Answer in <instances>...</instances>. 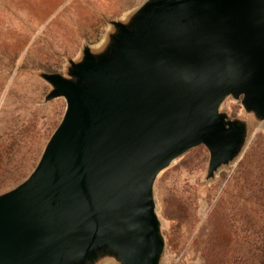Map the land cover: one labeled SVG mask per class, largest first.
I'll return each instance as SVG.
<instances>
[{
    "label": "water",
    "instance_id": "95a60500",
    "mask_svg": "<svg viewBox=\"0 0 264 264\" xmlns=\"http://www.w3.org/2000/svg\"><path fill=\"white\" fill-rule=\"evenodd\" d=\"M109 23L101 48L38 73L65 109L0 193V264H161L159 173L203 145L212 180L264 125V0H145Z\"/></svg>",
    "mask_w": 264,
    "mask_h": 264
},
{
    "label": "rangeland",
    "instance_id": "374dc122",
    "mask_svg": "<svg viewBox=\"0 0 264 264\" xmlns=\"http://www.w3.org/2000/svg\"><path fill=\"white\" fill-rule=\"evenodd\" d=\"M143 1L0 0V193L30 174L65 109L62 97L44 101L50 85L38 73L64 74L68 58L79 59L85 43L101 48L112 30L109 21L125 20ZM222 109L244 116L239 100L226 99ZM257 138H264V125L251 123L242 155L212 180L205 179L209 154L203 145L160 172L161 264H248L242 212L248 190H264V141Z\"/></svg>",
    "mask_w": 264,
    "mask_h": 264
},
{
    "label": "trees",
    "instance_id": "16d2710c",
    "mask_svg": "<svg viewBox=\"0 0 264 264\" xmlns=\"http://www.w3.org/2000/svg\"><path fill=\"white\" fill-rule=\"evenodd\" d=\"M257 140L262 142L264 138L260 140L257 138ZM257 140L255 139V142H258ZM252 144L254 143H251L241 157L239 161L241 164L252 153ZM261 170H264V167ZM248 191L247 201L242 212V221L247 231V260L248 264H264V190Z\"/></svg>",
    "mask_w": 264,
    "mask_h": 264
},
{
    "label": "bare ground",
    "instance_id": "6f19581e",
    "mask_svg": "<svg viewBox=\"0 0 264 264\" xmlns=\"http://www.w3.org/2000/svg\"><path fill=\"white\" fill-rule=\"evenodd\" d=\"M160 174V173H159Z\"/></svg>",
    "mask_w": 264,
    "mask_h": 264
}]
</instances>
